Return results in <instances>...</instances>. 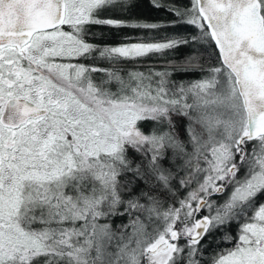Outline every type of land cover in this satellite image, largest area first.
Instances as JSON below:
<instances>
[{
	"label": "snow or ice",
	"instance_id": "1",
	"mask_svg": "<svg viewBox=\"0 0 264 264\" xmlns=\"http://www.w3.org/2000/svg\"><path fill=\"white\" fill-rule=\"evenodd\" d=\"M151 2L197 34L100 46L92 26L161 25L0 0V264H264V0ZM190 42L217 64L139 66Z\"/></svg>",
	"mask_w": 264,
	"mask_h": 264
},
{
	"label": "trees",
	"instance_id": "2",
	"mask_svg": "<svg viewBox=\"0 0 264 264\" xmlns=\"http://www.w3.org/2000/svg\"><path fill=\"white\" fill-rule=\"evenodd\" d=\"M162 2L165 4L175 3L177 6L188 4V0H162ZM110 16L131 23H157L161 25V27L155 30H145L130 27L114 28L108 26H92L87 37L89 42L100 46H115L122 43L138 42L140 40H160L164 36H183L190 39L193 35L197 34V30L193 26L173 24L172 21L176 19L174 14L167 11L166 8L153 7L151 0H128V5L124 9L117 8L113 10ZM93 33H95V35H92ZM193 54L200 56V65L203 68H208L211 65L217 64L218 53L214 47L208 48V46L204 44L190 42L186 45H181L177 48L165 51L162 55L146 57L139 62V66L155 65L160 68L172 63L177 67H184L186 58ZM80 62L90 63L91 61L81 60ZM124 66L132 67L133 65L128 64ZM207 74L208 73L205 71L194 70L177 72L172 78L176 81L188 82L202 79ZM184 123V120L179 121L181 138H183ZM150 127L151 125L147 123L143 125L146 132ZM169 202H171V200ZM127 222V217H117L113 221L114 225ZM209 240L213 249H215L216 244H223L226 247L230 246L228 242L220 239L219 234H215L214 241H212L211 238H209Z\"/></svg>",
	"mask_w": 264,
	"mask_h": 264
},
{
	"label": "rangeland",
	"instance_id": "3",
	"mask_svg": "<svg viewBox=\"0 0 264 264\" xmlns=\"http://www.w3.org/2000/svg\"><path fill=\"white\" fill-rule=\"evenodd\" d=\"M112 12H113V11H111L110 13H106L105 15H110ZM226 196H227V192L224 193V194H222V195L220 196V198L217 199L216 202H217V203H222V202H223V199H224ZM205 213H207V209H205Z\"/></svg>",
	"mask_w": 264,
	"mask_h": 264
},
{
	"label": "flooded vegetation",
	"instance_id": "4",
	"mask_svg": "<svg viewBox=\"0 0 264 264\" xmlns=\"http://www.w3.org/2000/svg\"><path fill=\"white\" fill-rule=\"evenodd\" d=\"M248 148H249V149L251 148V143L248 145ZM219 198H220V197H219ZM219 198H218V199H219ZM203 214H206V213H205V209H204V211H203Z\"/></svg>",
	"mask_w": 264,
	"mask_h": 264
},
{
	"label": "water",
	"instance_id": "5",
	"mask_svg": "<svg viewBox=\"0 0 264 264\" xmlns=\"http://www.w3.org/2000/svg\"><path fill=\"white\" fill-rule=\"evenodd\" d=\"M203 211H204V210H203ZM201 214H203V212H202Z\"/></svg>",
	"mask_w": 264,
	"mask_h": 264
}]
</instances>
